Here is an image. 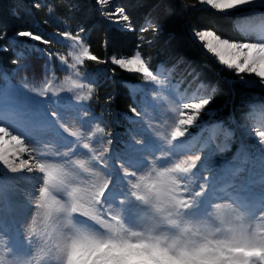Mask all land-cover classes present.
Returning <instances> with one entry per match:
<instances>
[{"label": "snow or ice", "instance_id": "6c2138e0", "mask_svg": "<svg viewBox=\"0 0 264 264\" xmlns=\"http://www.w3.org/2000/svg\"><path fill=\"white\" fill-rule=\"evenodd\" d=\"M108 3L95 0L105 20L116 25L118 30L111 33V40L119 44L123 33H134L136 27L124 7L105 11ZM198 3L222 13L235 10L256 15L257 6L264 5V0ZM33 7L39 9L41 5L34 3ZM158 8H163L165 16L152 15ZM171 13V7L158 0L140 31L150 27L153 33H164ZM85 31L81 27L76 34L65 30L49 35L33 23L30 29L14 31L11 36L0 32V41H5L0 46L3 52H16L23 43L18 38L70 47L66 54H60L30 46L45 57L46 72L56 61L64 71L73 73L67 77V89L55 91L46 86L36 92L25 83L0 92V168L5 170L0 176V193L20 179L32 183V177H37L31 191L21 190V207L28 220L33 212L43 211L45 217L63 212L77 232L76 217L90 222L91 226L83 225L89 234L78 235L60 249L67 264H264V124L259 128L236 124L238 151L232 161L218 163L215 149L205 151L185 143L202 113L215 114L208 106L216 99L217 85H207V95L192 102L175 100L167 91L164 73L143 53L141 44L127 57L113 55L102 60L91 53L81 35ZM190 31L205 53L233 72L236 79L225 81L229 88L264 89V8L260 9L259 24L245 30L255 34V39L222 38L211 28L191 27ZM57 37L70 41V45L62 44ZM104 44L107 48L108 40ZM23 55L21 51L12 63L19 66ZM179 59L183 61V55ZM86 60L111 63L142 80V87L136 90L140 97L129 108L132 115L123 114L129 125L126 141H118L114 133L107 132V125L101 126L103 120L84 103L92 98L96 86L86 75H80L79 66ZM189 75L196 79L200 74L192 69ZM85 91L87 95L82 94ZM166 93L176 104L171 111L179 119L170 132L162 134L157 108L166 105L157 102L163 101ZM181 103L184 111L180 110ZM149 107L156 115L149 113ZM118 142L122 147L116 152L114 145ZM220 179L227 180L225 187H218ZM126 215L135 217V227L126 223ZM145 219L153 221L147 237L139 230ZM188 219L199 222L196 235L200 239L167 243L169 232L186 234L182 222ZM28 220L17 235L7 237L11 259L0 254L4 264H33L34 260L39 264L40 259L34 256L35 241L25 231ZM158 229L168 230L163 233L164 239L151 235ZM44 258L51 262L47 253Z\"/></svg>", "mask_w": 264, "mask_h": 264}, {"label": "trees", "instance_id": "16d2710c", "mask_svg": "<svg viewBox=\"0 0 264 264\" xmlns=\"http://www.w3.org/2000/svg\"><path fill=\"white\" fill-rule=\"evenodd\" d=\"M118 2L125 8L136 27L134 33L124 32V39L119 44H114L111 40V33L118 29L114 25L107 24L95 0H0V32H7L11 36L14 31L30 29L33 23L49 35L65 30L76 34L83 27L86 31L81 35L85 36L91 53L102 60H108L113 55L128 56L139 43L142 45L143 53L151 58L155 66L160 64L170 67L174 74L186 79H192L193 76H190L189 72L195 69L200 74L196 80L204 82L203 85L207 88L206 94L210 91L207 85L218 86L216 99L208 106L215 114L202 113V123H218L232 127L237 121L243 122L247 113L245 99L251 91L239 87L229 88L225 81H231L233 75L228 73L227 69H220L214 57L201 49L190 31L191 27L211 28L225 38L247 39L248 37L237 29L234 23L236 19L232 13L225 14L200 5L198 0H164V3L171 7L172 13L168 17L170 21L168 30L158 35L153 33L150 27L146 31H140L141 27L145 26V17L158 0H118ZM34 3H39L41 7L39 9L33 7ZM152 15L163 17L165 13L163 8H158L152 12ZM18 39L23 43L16 52L0 51V69L7 70L14 77L29 79L30 82L39 83L40 79L49 73L44 68L45 57L30 46L35 45L36 48L60 54H66L71 50L70 47H62L55 42L51 45H42L27 38ZM57 39H61L62 44L71 43L59 37ZM105 40H108L107 48L104 44ZM149 40L153 41L151 45L148 44ZM4 42L0 41V46ZM21 51H24V55L18 66L13 64L12 60ZM181 55L184 57L183 61L179 59ZM26 67L30 71H26L24 69ZM114 68L115 72H113ZM51 70L57 75L66 72L56 61ZM79 71L81 77L86 75L96 84L91 94L92 98L89 100L93 113L103 116L107 130L111 131L114 127L119 134L123 133L128 124L123 114L131 115L129 108L133 103L129 86L140 82L141 79L119 70L111 63L98 64L86 60L84 65L79 66ZM68 74L73 73L68 72ZM226 102H228L227 107L224 106Z\"/></svg>", "mask_w": 264, "mask_h": 264}, {"label": "rangeland", "instance_id": "374dc122", "mask_svg": "<svg viewBox=\"0 0 264 264\" xmlns=\"http://www.w3.org/2000/svg\"><path fill=\"white\" fill-rule=\"evenodd\" d=\"M119 4L120 3L118 2V0H109L108 5L105 6V11H114L115 8L121 7ZM205 6H208V5H205ZM100 7L101 6H99V8ZM208 7H210V6H208ZM261 8H264V5H258L257 6V14L256 15H247V14L236 12L235 10H231V12H229V14L232 13L233 16L235 17V19H236L234 22L235 25L241 31L246 32L245 30H246L247 26L252 25L251 24L252 18L260 16V9ZM257 18H260V17H257ZM106 22L110 26L114 25V24H109L108 21H106ZM259 22H260V19L257 21V23L255 22L252 26L258 25ZM114 26H116V25H114ZM246 34L251 36V34H249L247 32H246ZM222 38H225V37H222ZM255 38H256V36L254 34V39ZM121 57H127V56H121ZM214 59L216 60V58H214ZM217 64H218V66H220V69L221 68L227 69L226 66L220 65L218 62H217ZM24 66L25 65L23 64V67ZM24 69L26 71H30V69L28 67H26ZM228 73H231L233 75V77L230 79L231 81L236 79V77L234 76V74L231 70H228ZM69 75H73V74H67V75L61 77V79H58V78L52 77V76H48L44 81H42L37 86H33L32 84L26 83V82L16 83V84L13 83L12 85H4V86L0 87V92H2L3 89H5V88L19 87L25 83L28 85L29 88L34 89L36 92L43 90L46 86H50L53 90L59 91L60 89H67L70 87V83L67 80V77ZM192 80L194 82L193 86H191V85L189 86V83H187L186 87L183 84L182 86H174L175 88H173L171 86L172 83H170L169 80L165 79L167 91H168V93H171V97H174L175 100H180L181 102H192L197 98H200L202 96L207 95L205 93V91H207V88L205 86H203V87L201 86L202 83H204V82L201 80H196L193 77H192ZM247 89H248V91H251L250 95L245 99V105H246V109H247L246 111L248 114L244 116L243 122H238V123H243L246 125H253L256 128H259L262 124H264V89H259V88H256V89L255 88H247ZM16 91H18V90H16ZM33 94L35 95V93H33ZM82 94L87 95L88 93L85 91ZM171 97H169L166 93L165 99L163 101L157 102L158 105L160 103H163L166 105L165 108H159V107L157 108V112H159L161 114V117H162L160 120V132L162 134L166 133V132H170L171 126L174 123V121L179 119L178 114L175 111H171V109L176 108V104L174 102H172ZM36 98L39 99L40 97L36 96ZM86 102L87 101H85V103ZM180 110L184 111L182 108V103L180 105ZM148 111L151 115H156V113L152 112L151 107L148 108ZM202 117H203V115L201 114V117L199 118V122L197 123V125L194 126L195 128L198 126H201V124H202L201 118ZM193 128L191 129L192 133H193ZM10 132L12 134H16V132L11 128H10ZM235 137H236V135L229 136V137H227V140H225L224 144L220 143V145H219L217 143L215 145V146H218L217 148H214L217 151V157H216L217 162L219 161V159H225L228 157L229 154H231L232 148L237 141ZM6 139H10V137H7ZM251 142L255 143V138H252ZM225 145H228L229 147L225 148ZM97 147L99 148L100 146L98 145ZM220 149H224V151H220ZM51 150L52 149L49 148V151H51ZM21 155L23 157V156H26L27 154L25 153V154H21ZM117 170L119 171V169H117ZM4 174H5V170L3 168H0V176H3ZM32 179L34 180L32 183H29L26 179H20V180L16 181L12 187L7 188L6 192L8 193L10 200L13 201V199H19L21 201H24V196L21 195V190L31 191L34 187L33 184L35 183L34 177H32ZM37 180H38V178H37ZM36 183H38V181ZM0 203H2L1 197H0ZM16 210H17V212H21L24 214L23 215L24 218L22 220V223H24L26 220H28V217L25 215L24 210L21 207L16 209ZM3 214H4V212L1 209V205H0V254H3L5 256V259H11V257L7 255V245L9 243V241L7 240V237L10 236V228H9L8 222L5 219V216ZM34 252H35V250H34ZM33 264H37V261L34 260ZM39 264H53V262L52 261L49 262L47 260V258H44V259L39 260Z\"/></svg>", "mask_w": 264, "mask_h": 264}, {"label": "clouds", "instance_id": "9594fccd", "mask_svg": "<svg viewBox=\"0 0 264 264\" xmlns=\"http://www.w3.org/2000/svg\"><path fill=\"white\" fill-rule=\"evenodd\" d=\"M198 223V221L192 219L183 221L182 226L187 229L186 234L180 235L177 232H169L166 242L179 243L186 239L199 240L200 237L196 235ZM152 226L153 221L145 219L139 230L147 237L149 235L147 229L152 228ZM77 227L80 229L79 232L69 223L66 213L59 212L50 217H45L43 211H41L39 214L33 212L32 218L25 225V231L35 241L34 256L42 259L44 254L47 253L53 264H67V258L60 255V249L65 244H70L78 235L89 234L85 226L77 225ZM167 231V229H158L152 232L151 235L164 239L163 233ZM50 248L51 252H49ZM0 264H4V261L0 260Z\"/></svg>", "mask_w": 264, "mask_h": 264}, {"label": "bare ground", "instance_id": "6f19581e", "mask_svg": "<svg viewBox=\"0 0 264 264\" xmlns=\"http://www.w3.org/2000/svg\"><path fill=\"white\" fill-rule=\"evenodd\" d=\"M34 179H35V183L33 184V186L36 184V182L38 181L37 180V177H34ZM14 201V202H13ZM13 201H12V205H13V207H12V212H13V215L14 216H16V220L18 221V223L21 225L22 224V220H23V218H24V214L23 213H21V212H17V210L16 209H18V208H20L21 207V205H22V203H23V201H21V200H19V199H13ZM22 208V207H21ZM14 212H15V214H14ZM9 215L11 216L12 214H11V212L9 213ZM8 215V216H9Z\"/></svg>", "mask_w": 264, "mask_h": 264}]
</instances>
